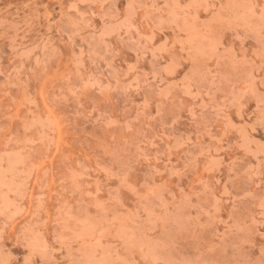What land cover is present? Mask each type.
Returning <instances> with one entry per match:
<instances>
[{
  "label": "rangeland",
  "instance_id": "374dc122",
  "mask_svg": "<svg viewBox=\"0 0 264 264\" xmlns=\"http://www.w3.org/2000/svg\"><path fill=\"white\" fill-rule=\"evenodd\" d=\"M0 264H264V0H0Z\"/></svg>",
  "mask_w": 264,
  "mask_h": 264
}]
</instances>
